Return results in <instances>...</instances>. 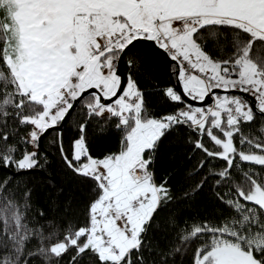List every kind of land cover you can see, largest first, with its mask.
<instances>
[{
	"label": "snow or ice",
	"instance_id": "obj_1",
	"mask_svg": "<svg viewBox=\"0 0 264 264\" xmlns=\"http://www.w3.org/2000/svg\"><path fill=\"white\" fill-rule=\"evenodd\" d=\"M141 50L168 61L170 112L145 100ZM94 121L114 150H91ZM180 129L184 196L207 187L215 211L170 216L161 242L150 230L177 198L156 153ZM44 140L91 181L81 216L33 210L16 183ZM0 168V264H264V0H0Z\"/></svg>",
	"mask_w": 264,
	"mask_h": 264
},
{
	"label": "trees",
	"instance_id": "obj_2",
	"mask_svg": "<svg viewBox=\"0 0 264 264\" xmlns=\"http://www.w3.org/2000/svg\"><path fill=\"white\" fill-rule=\"evenodd\" d=\"M140 55L148 57L140 72L141 86L145 92V100L149 107L158 113L170 112L175 105L170 103L161 94L160 89L169 86L172 82L169 64L163 54L141 50ZM135 75V71H134ZM94 121L86 129L90 140V148L94 154H100L108 149H115L119 133L111 127L101 131ZM76 135L72 123L64 133V143L67 147L69 139ZM190 148L185 143V129L171 132L162 138L156 153L154 172L157 181L167 180L173 196L177 199L159 210L149 235L163 242L171 238L169 217L177 216L180 220L189 217H203L212 215L215 211L214 201L210 190L206 187L185 198L196 178L189 175L195 161L190 159ZM55 159V165H53ZM43 167L33 171L21 173L16 177L20 190L25 186L31 189L32 209H41L47 215L63 217L81 216L91 195V181L78 176L70 170L62 159L59 151L44 140L41 147V160ZM7 171L0 168V180ZM53 177H57L55 182Z\"/></svg>",
	"mask_w": 264,
	"mask_h": 264
},
{
	"label": "water",
	"instance_id": "obj_3",
	"mask_svg": "<svg viewBox=\"0 0 264 264\" xmlns=\"http://www.w3.org/2000/svg\"><path fill=\"white\" fill-rule=\"evenodd\" d=\"M167 60V59H166ZM174 80V77H172V81ZM53 165H55V159H53ZM33 170H35V169H33ZM33 170H28V171H26V172H30V171H33ZM23 173H25V172H23ZM53 180L55 181V182H57L58 181V179H57V177H53Z\"/></svg>",
	"mask_w": 264,
	"mask_h": 264
}]
</instances>
